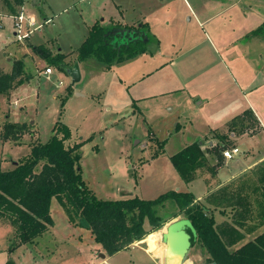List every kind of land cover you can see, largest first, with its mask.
I'll return each mask as SVG.
<instances>
[{"label": "rangeland", "instance_id": "rangeland-1", "mask_svg": "<svg viewBox=\"0 0 264 264\" xmlns=\"http://www.w3.org/2000/svg\"><path fill=\"white\" fill-rule=\"evenodd\" d=\"M205 1L208 14L219 11L220 0ZM259 1L260 4L256 3L259 8H246L247 11L242 8L248 2L242 1L234 9L217 14L208 25L200 26L194 18L189 20L184 0H24L20 36L29 33L25 38L18 39L12 17L19 15L20 8L12 16H0V69L9 72L14 62L23 59L25 72L31 78L8 96L0 95V131L7 121L25 123L30 128L18 144L0 140V171L11 170L27 156L33 141L45 143L51 137L54 124L60 121L71 134L66 145L82 142L78 149L80 176L96 199L113 201L137 197L153 200L169 191L189 193L191 188L181 182L170 157L188 145L204 141V135L209 131L224 129L228 116L247 108L213 52L217 47L216 28L222 26L226 31L258 20V14H264V0ZM3 7L0 0V9L6 11ZM30 19L33 25L29 24ZM109 19L128 24L139 19V22L147 23L150 41L146 52L116 62L109 68L96 57L77 62V48L91 27L106 24ZM102 26H109V23ZM240 32L235 29V33ZM35 46H43L52 56L58 52L65 55L66 67H50L52 74L44 75L48 66L32 52ZM75 63L80 81L72 85L67 70ZM144 96L149 97L140 99ZM255 129L256 126L250 131ZM244 142L237 148L239 154L230 161L231 167L213 168V161H209L207 169L201 170L200 181L193 185L195 196H208L203 201H207L210 213L211 202L221 201V196H228L223 194L224 191L231 189L230 186L235 188L242 181V177L235 178L228 183L229 187L211 191L219 178H228L246 166L243 152L248 148L246 140ZM260 146V143L252 146L254 157ZM247 160L250 162L253 158ZM256 171L253 174L258 182L248 186L246 192H243L245 185H240L242 192H236L240 199L237 197L235 201L234 196L230 203L227 202L233 210L229 208L225 213L227 217L221 219L231 224L236 210L243 211L244 203L249 201L248 218L244 220L242 230L234 225L236 231L247 232L261 222L260 178ZM204 177L206 180L203 181ZM215 196L220 197L215 200ZM175 210L169 204L160 213L168 218ZM212 213L215 221H220L217 212ZM50 216L52 227L33 244L21 246L11 253H8V246L13 230L0 219V264H5L8 258L15 264L101 262L100 255L105 253L90 231L72 226L63 207L54 198L50 203ZM181 218L180 214L168 218L160 229L108 258L105 264L147 262L139 250L162 263L163 250L161 256L150 254L145 240L155 233L161 235L169 223ZM225 225H218L217 230H223ZM262 227L237 238L229 250H236L250 241ZM184 260L190 264H207L205 253L197 247H191ZM166 264H177V261Z\"/></svg>", "mask_w": 264, "mask_h": 264}, {"label": "trees", "instance_id": "trees-1", "mask_svg": "<svg viewBox=\"0 0 264 264\" xmlns=\"http://www.w3.org/2000/svg\"><path fill=\"white\" fill-rule=\"evenodd\" d=\"M2 3L13 14L23 6L24 1L2 0ZM252 34H264V23ZM149 41L146 24H95L77 48V62L96 57L109 68L116 62L133 59L145 52ZM32 52L44 60L48 68L66 67L65 55L59 52L52 56L43 46L32 47ZM30 78L25 72L23 59L14 62L9 72L0 69V95L8 96ZM244 115L250 116L251 112L245 111ZM29 128L25 123L7 121L0 131V140L3 143L10 141L18 144ZM70 138L68 128L57 121L51 137L45 143L33 141L27 156L19 160L11 170L0 171V219L6 221V225L13 230L8 253L33 244L53 226L50 203L54 198L63 207L68 222L72 226L89 230L95 243L101 246L108 257L128 249L150 232L160 229L168 218L180 214L181 219L189 220L194 227L196 238L191 246L205 253L207 264H264V230L238 249L230 251L228 248L237 238L244 237L245 233L249 234L259 226H264V161L256 169L260 178L258 206L262 211L259 226H253L247 232L236 231L234 228V225H238L242 230L244 220L248 218V201L244 203L243 211L236 210L237 214L231 224L225 223V235L215 228L213 208L210 213L207 201H196L188 192L169 191L153 200L137 197L113 201L96 199L80 176L78 149L82 142L66 145ZM219 149L222 151L225 147ZM205 161L197 144L188 145L170 157V162L184 183L191 182L196 171L204 169ZM237 197L240 196H235V201ZM169 204L176 210L165 218L160 210ZM211 204L214 207L215 203ZM5 264L15 263L8 258Z\"/></svg>", "mask_w": 264, "mask_h": 264}, {"label": "crops", "instance_id": "crops-1", "mask_svg": "<svg viewBox=\"0 0 264 264\" xmlns=\"http://www.w3.org/2000/svg\"><path fill=\"white\" fill-rule=\"evenodd\" d=\"M242 1L248 2V4L246 3V6L242 8L243 11L244 10L247 11L246 8H248V10H251L253 7L259 8L256 3L258 4L261 3L259 0H232L229 3L226 0H220V2H218L219 11L217 13L209 12V14H208V11L206 10L207 2L205 0H184V7L186 8L188 14L190 15L189 20L194 18V20L198 22L200 26H205V25H208L210 22H212L213 17H215L217 14L220 15L222 13H226L234 9L238 4H242ZM23 6L20 8L21 9L20 12H23ZM3 8L6 9L7 12L2 11L0 9V11H2L0 13L1 14L0 16L4 14L12 16V14L7 9V7L4 6ZM206 12L207 14H205ZM258 16H259L258 20L256 21L252 20L249 23V25L248 24H244L240 26L237 25L235 29L242 31L240 33H235L234 28H231L230 30H226V31L222 30V26L216 28L217 29L216 32L218 33V36L216 37L217 47H214L213 52L217 56V59L222 68V71L228 75L229 81L233 83L234 87L237 89L240 95L239 98L244 102L247 108L244 110H240L239 112H236L234 114L232 113L231 116L230 117L228 116V118L226 119L225 121L226 126L224 129L222 130L214 129L212 133L211 131H209V133L204 135V139H203L204 141L199 142V144L197 145L200 151L203 154H205L204 157L206 161H205L204 168L206 169H207L206 165H208L209 161L210 162L213 161V164H211L213 165L212 166L213 168H216L218 166H222L226 168L231 167L230 161L233 158L231 160L225 161L221 156L222 151H220L219 148H222V147L224 148V146L226 145L229 146L227 147L229 149L233 147L238 148V146H241V144H245L244 142L245 140L247 142L246 146L248 148L247 151L243 152L244 153L243 158H245L244 160H246V166L239 168L235 174L229 175L228 178H224V179L222 178L223 180L219 178V173L218 174L216 173V176L218 175L217 178L219 179L217 180L216 186L213 187L212 190L210 189L211 191L225 189L226 187H229L228 183H232L235 178L242 177L241 178L242 181L240 184H238V186L236 185L235 188L230 186L231 189L228 188L227 191H224L223 194H228V196H221V198H219L220 196L214 197L215 200L217 198L221 199V201H218V202L215 201L214 202L215 205L213 207V211L217 212L218 217H220L219 219L220 221L216 222L214 214L212 213L216 228H218L217 227L218 225L226 223V220L222 222L221 219L224 217H227L225 213L229 208L230 209L233 208L230 206L228 207L227 202L230 203L232 201V197L236 196L237 190H240V192H242L241 190L243 189L239 188V186L245 185L246 189H244L243 192H246L248 186L251 187L250 185L256 184L258 182L257 181L258 178H255V175L253 174V172L257 169V166L262 161H264V34H257V35L252 34L254 30H256L262 23H264V14H258ZM12 17H15V16H12ZM139 21L140 20L137 19L135 22L128 24V23H121L120 21L115 22L112 19H109L107 23H109V25L119 24L122 26H132V25L140 26V24H146L147 30L150 33L148 24L142 21L141 22ZM102 24L106 25L104 23H101V25ZM145 52L141 54H144ZM27 54L28 53H26L25 55ZM24 65H26V63H24ZM161 69H163V67H161L160 70ZM43 74H44V71H43ZM44 75H50V74H44ZM147 97L149 96L140 97V99H144ZM245 111H250L251 115L250 116L244 115L243 117V114ZM132 113L135 114V110H133ZM253 122H254V126H256V129L254 132L250 131L251 128L254 127L252 125ZM138 143L139 142H137V144ZM258 143L261 144L260 151L258 152L257 156L254 157L253 152H255V149H252V146ZM217 152H218V156H217ZM249 158H253V160L248 162L247 159ZM201 170L203 169H199L196 171L194 179L192 180L193 182L191 181L189 183H185L188 187L191 188V191L189 190V193L191 192L195 200L199 202L203 201V199L206 200L207 198L206 195H196L195 196L192 192L194 183L197 181H200L199 178L203 174ZM229 170H232V169H229ZM204 180H206L205 177L203 178V181ZM181 182H183L182 179H181ZM207 184H210V183H207ZM230 190H233V191H230ZM207 193L205 192V194ZM223 207L227 209L223 210L224 209ZM225 230L226 228H223V230H218V231L221 232ZM261 230H264V227H262ZM139 251L142 252L146 256V259H147L146 260L147 262H142V264H166L167 262L165 260V257H163L162 263L161 262L157 263L155 262V260L153 259L151 255L141 250ZM111 257L104 255V258H101V262L97 264H105L106 260ZM107 264H110V263H107ZM180 264H190V263H188L186 260H183Z\"/></svg>", "mask_w": 264, "mask_h": 264}, {"label": "water", "instance_id": "water-1", "mask_svg": "<svg viewBox=\"0 0 264 264\" xmlns=\"http://www.w3.org/2000/svg\"><path fill=\"white\" fill-rule=\"evenodd\" d=\"M67 73L71 78L72 85L80 81V72L77 63L74 64L72 69L67 70ZM195 238L196 231L189 220L178 219L169 223L165 231L161 234V241L165 246V260L167 262L176 260L180 264L184 260ZM100 257L104 258V255H100Z\"/></svg>", "mask_w": 264, "mask_h": 264}, {"label": "built area", "instance_id": "built-area-1", "mask_svg": "<svg viewBox=\"0 0 264 264\" xmlns=\"http://www.w3.org/2000/svg\"><path fill=\"white\" fill-rule=\"evenodd\" d=\"M14 18V20H15V23H14V25H15V28L17 29V36H18V39L20 40V39H23V38H25L27 35H23V36H20V33H21V29H22V23H23V21H24V17H23V15H22V12H20V14L19 15H17V16H15V17H13ZM29 24L30 25H33L34 24V22H33V20L32 19H30V21H29ZM51 69L50 68H46L45 70H44V74H51ZM239 153V150L237 149V148H231V149H225L224 151H222V153H221V156H222V158L225 160V161H228V160H231L232 158H233V156L234 155H236V154H238Z\"/></svg>", "mask_w": 264, "mask_h": 264}, {"label": "bare ground", "instance_id": "bare-ground-1", "mask_svg": "<svg viewBox=\"0 0 264 264\" xmlns=\"http://www.w3.org/2000/svg\"><path fill=\"white\" fill-rule=\"evenodd\" d=\"M160 238H161V235L159 233H155V234L151 235L150 237H148L145 240V242L147 244L146 247H147L148 252H150V254L151 253L156 254V255L159 254L160 256H161L160 251L163 250V257H164L165 246L164 245L160 246ZM158 247L160 248L159 250H158Z\"/></svg>", "mask_w": 264, "mask_h": 264}, {"label": "flooded vegetation", "instance_id": "flooded-vegetation-1", "mask_svg": "<svg viewBox=\"0 0 264 264\" xmlns=\"http://www.w3.org/2000/svg\"><path fill=\"white\" fill-rule=\"evenodd\" d=\"M192 246H190V248H191ZM212 264V263H211Z\"/></svg>", "mask_w": 264, "mask_h": 264}]
</instances>
